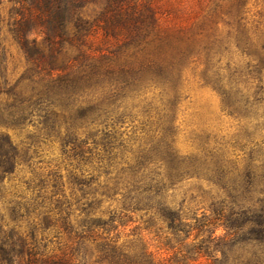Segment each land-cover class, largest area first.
Returning a JSON list of instances; mask_svg holds the SVG:
<instances>
[{"label": "trees", "instance_id": "1", "mask_svg": "<svg viewBox=\"0 0 264 264\" xmlns=\"http://www.w3.org/2000/svg\"><path fill=\"white\" fill-rule=\"evenodd\" d=\"M246 2L200 0L197 17L181 24L174 21L179 9L163 16L147 1L0 0V10L8 5V30L27 65L12 79L0 46V264H84L72 252L45 251L53 210L40 211L46 208L41 189L50 184L61 192L63 177L72 188L86 186L84 168L95 159L106 162L97 168L105 170L110 190L120 189L121 208L143 212V230L166 253L158 257L141 240L117 243L108 234L106 264H264V29L246 17ZM98 31L104 41H114L106 54L91 48L90 36ZM31 32L42 40L29 38ZM189 67H200V81L239 122L231 151L226 143H204L194 155L174 147L172 118ZM103 85L124 98L157 91L156 113L167 128L152 131L135 151L107 135L96 141L91 129L106 108L92 93ZM144 100L150 105L152 98ZM55 142L68 161L64 176L60 163L42 168L35 159L40 145ZM21 168L28 172L21 178L27 189L35 191L30 197L4 186ZM191 178L213 189L201 200L200 213L165 197L167 188ZM57 204L53 209L63 213L54 222L68 248L99 238L87 223L72 224L70 203Z\"/></svg>", "mask_w": 264, "mask_h": 264}, {"label": "rangeland", "instance_id": "2", "mask_svg": "<svg viewBox=\"0 0 264 264\" xmlns=\"http://www.w3.org/2000/svg\"><path fill=\"white\" fill-rule=\"evenodd\" d=\"M137 2H150L161 10L163 16H168L166 11L170 8H177L180 14H177L175 22L188 24L197 16L194 15L197 3L200 0H136ZM204 2L206 0H203ZM92 6H89L91 8ZM246 17L253 21V24L264 29V0H247L245 5ZM170 21H172V16ZM8 5L5 3L0 10V46L3 48L7 63V71L12 79L17 78L21 73L25 72L26 57L19 50L13 35L8 30ZM169 20V19H168ZM167 20V23H168ZM169 21V22H170ZM100 31L91 35V48L98 49L106 54V48L113 45L114 41L106 42L102 39ZM35 38L37 42L42 40V36L36 32H31L29 38ZM111 48V46H110ZM107 48V49H110ZM74 54L73 51L69 55ZM198 68H186L184 71L183 81L181 82V96L175 107L172 118V136L174 139V147L183 155H194L200 145L208 143L211 146L227 145L230 147L235 141L240 130L239 122L224 109L218 94L210 87L204 85L199 79ZM106 85L98 87L93 94V98L102 102L105 106L104 114L92 126L91 131L95 133V140L105 139L106 135L116 139L117 144L120 143L125 147V151H135L138 144L146 141V138L153 135L152 131H160V127L166 129L156 111L161 107L158 100L157 91L149 90L144 96H137L130 92V96H122V92H115ZM91 94V95H92ZM116 94V95H115ZM121 95V96H120ZM126 95V94H125ZM150 105L144 99L150 100ZM31 129V127H30ZM8 132L16 137V134L22 135L18 130H8ZM91 142V140H89ZM90 146L92 143H89ZM67 148V147H65ZM100 147L95 148V153L99 152ZM231 151V147L229 148ZM61 146L55 142L48 145H40L38 166L42 168H54L59 164L61 174L66 175V169H69L68 161L60 158ZM235 155L240 154L238 150L234 151ZM130 156L129 152L125 153ZM105 160V158H104ZM105 161L95 159L91 164L84 168V175L87 185L84 187H71L65 177L61 181L60 191H54L50 184L42 188L44 196V205L46 208L40 211H47L49 207L53 210L50 217L51 225L44 232L43 244L45 251L48 253L60 254L61 252H72L74 259L84 264H106L103 258V248L106 246V235L117 236V243L136 244L141 240L146 244L148 250L155 256L164 257L166 253L157 248V239L153 233L143 230L142 216L143 212L124 211L121 207L123 198L121 191L110 190L112 188L109 183L108 176L102 173L104 169L97 168L98 165H105ZM74 164V162L72 163ZM105 171V170H104ZM17 175L12 177L10 181H5L7 191L16 192L26 197L34 194L33 189H27L22 176L28 175L25 168L17 171ZM80 188L84 189L81 193ZM54 191V193H53ZM213 193V189L203 180L184 179L169 188L165 192V197L171 205L182 203L185 211L188 213H200L205 204L201 202L209 194ZM58 201L69 205V214L72 224L81 228L82 223H87L99 238L94 239L92 236L86 237L79 245L68 248L65 236L59 224L54 222L63 213L62 209H53L57 207ZM51 202V205H50ZM65 205V204H64ZM64 208V207H63ZM51 212H49V215ZM48 215V216H49ZM112 225V226H111ZM87 236V234H85ZM40 238V234L37 235ZM71 249V250H70Z\"/></svg>", "mask_w": 264, "mask_h": 264}]
</instances>
